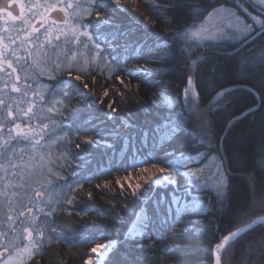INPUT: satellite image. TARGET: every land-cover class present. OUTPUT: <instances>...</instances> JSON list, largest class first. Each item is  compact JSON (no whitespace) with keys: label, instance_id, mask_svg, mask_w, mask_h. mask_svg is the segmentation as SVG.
I'll return each mask as SVG.
<instances>
[{"label":"trees","instance_id":"trees-1","mask_svg":"<svg viewBox=\"0 0 264 264\" xmlns=\"http://www.w3.org/2000/svg\"><path fill=\"white\" fill-rule=\"evenodd\" d=\"M140 1L144 12L139 19L111 0H97L96 7L105 13L103 18L95 20L93 13L86 19L91 21L96 42L103 49L111 46L107 51L116 65L110 61L109 74L90 68L72 71L71 76L64 71L56 77L72 89L71 100L64 98L62 111L54 117L55 122L68 125L64 129L65 155L56 164L52 183L60 202L51 218L50 243H44L29 264H81L93 244L104 241L116 243L103 264H213L212 249L222 236L264 215V207L258 203L264 199V163L256 154L264 143V67L239 70L240 52L246 53L254 44L264 45V33L252 35L246 43L239 42L242 37L208 40L192 33L211 9L200 15L195 9L191 11L188 0ZM201 6L202 10L208 8L210 0H201ZM117 31L126 32L136 47H117L123 42L113 40ZM157 45L165 46L162 54ZM203 51L210 54L199 63L195 58ZM193 59L198 64L191 72ZM121 66L128 68L120 72ZM137 66L152 73L135 72L130 79L127 73ZM189 74H193L200 93L194 102H185L182 91ZM76 75L82 79L75 80ZM232 83L249 85L259 93L261 102L226 130L232 118L256 104L253 92L239 88L229 93L231 98L223 107L215 104L209 112L207 104L213 94ZM110 103L117 113H109ZM164 117L177 125L170 138L160 143L142 138L156 122H165ZM123 120L135 127H125ZM198 126L203 128L201 136L196 132ZM90 139L95 142L88 143ZM181 153L196 157L190 167L200 177L197 181L190 172L185 175L186 169L179 166L176 189L184 197L181 206L191 209L203 205L215 211H181L177 221H172L167 201L174 187H153L149 182L131 196L121 178L152 163L168 166V161ZM218 166L228 184V204L221 211V198L212 188L219 179ZM117 179L123 184V195ZM185 188L186 192L180 191ZM88 193H92L91 199ZM141 212L147 217L143 238L127 232ZM254 231L248 229L224 248L221 263L262 264L264 256L254 255L250 249L264 233V225Z\"/></svg>","mask_w":264,"mask_h":264},{"label":"snow or ice","instance_id":"snow-or-ice-1","mask_svg":"<svg viewBox=\"0 0 264 264\" xmlns=\"http://www.w3.org/2000/svg\"><path fill=\"white\" fill-rule=\"evenodd\" d=\"M111 2L118 6L125 5L123 0H111ZM82 3H86L87 7H82ZM189 5L191 6V11L195 9L200 15H203L204 12L208 11L209 17L217 16L221 17V25L217 26V32L219 35L215 33H211L210 29H198L197 32L192 33L195 36H203L208 40H216V39H234L233 35L229 36L226 34L225 26L223 24V20L227 19L228 23L226 25L227 31H232L235 29L236 33H239L242 39L239 41L241 43H246V41L252 35H259L260 33H264V0H210V6L204 10H202L201 0H188ZM9 4L15 6L16 4L19 5V15H14L13 11L7 10ZM97 0H55V2H50V0H36L35 3L31 5H27L22 3L21 0H0V18H6L7 21H22L25 25L30 24V21L25 19L26 16H31L33 18L39 17V21L37 24L32 25L30 28H23L19 31H23L25 33L24 37L21 38L19 35V31L17 32L16 37L8 38L5 37L3 34H0V73H7L9 80L5 81L4 86L0 91H10L12 93H21L25 97L28 94V91L31 90V85L24 84L23 87L17 86L21 77L18 72H25L27 73V69H25V63H27L28 57H22L17 55V43L19 44L20 48H23L25 42L29 43V56L31 55L30 49L32 48H47L48 46L56 47L59 45L61 39L63 38L65 45H75L77 47L84 46L88 48L91 52L92 49H95L96 56H99L101 59L110 60L112 64H115L111 58V55L107 51L108 48H101V44L99 42L92 43L94 40L93 33L91 31V21L85 22L84 16L82 13L91 16L93 13L95 14V20H100L105 16V13L100 11L97 7ZM219 5V7H213V5ZM226 4L232 5V7H225ZM43 8L44 12H41L40 9ZM56 14H62L56 15ZM55 26V27H53ZM13 28L6 29L5 31H13ZM44 32V39L40 41L39 44L32 43V41L36 40L39 41L40 33ZM184 37H187L189 33L185 32ZM9 39V43L5 44L4 41ZM122 40L123 42L118 44L117 47L123 46L125 49H130L132 47H136L135 42L132 41L126 32H113V40ZM160 54L163 53L165 46L157 45L155 47ZM247 48V47H245ZM68 52L71 53L69 57L68 54H65V61L68 63V67L66 69L62 68L59 63H53L52 68L50 71L53 75L49 76L50 80L56 81V83L60 84L62 81L56 79V73H60L62 71H67L69 76L72 75V64L79 62V57L77 56V52L73 51L71 47L68 48ZM105 52H107V56H105ZM159 54V55H160ZM205 53L201 54V58L199 59V63L203 60ZM47 57V53H41ZM157 55H154V57ZM12 57V59H10ZM50 59V58H48ZM128 60H125V62ZM91 63V60L89 61ZM194 65H197V61H193ZM116 65V64H115ZM264 67V45L261 44H254L252 47L245 53L243 51L240 52V60H239V70L244 71L249 67ZM121 68H128L121 66ZM132 69L131 72H128V76L130 79H133L132 76L135 72H145L148 74L152 73L147 67L137 66ZM115 70V69H114ZM216 67L211 70V73L215 72ZM44 72L41 71V75ZM15 76V81L11 80V77ZM25 79H27V75H25ZM82 77L80 75L75 76V80L80 81ZM115 79L121 80L120 76H116ZM212 77L210 74L209 80L211 81ZM194 76L189 74L187 77V86L182 90L183 95L185 97V102L188 100H192L193 102L196 98L200 95L198 87L196 85L195 80V88H194ZM11 83V89L8 88V84ZM38 87L42 88L43 90L52 91L48 85H38ZM88 85L84 84V88H87ZM249 91H253V93L257 96V99H260L259 93H256L253 88H248ZM56 91L60 92L66 99L71 100V86L69 83H63V87L57 89ZM235 91V89L225 88L222 92H217L216 97L213 99L216 101L217 108L223 107L228 100L231 98L229 93ZM107 95V93H105ZM123 95V94H122ZM37 96L41 101L44 100V96L40 93H37ZM225 97L224 103H220V98ZM158 98V97H157ZM35 99V97H34ZM62 103V102H61ZM169 103L174 104L175 101H169ZM5 104L3 99H0V107H3ZM109 113H117L118 109L112 107L111 103L109 104ZM198 107V105H196ZM74 108V107H73ZM208 111H212V105L209 104L207 106ZM49 112L52 109H48ZM249 111H253L249 109ZM24 116L28 119L32 118L33 107L30 106L27 111H25ZM7 116L9 121L15 119L14 112L9 109L7 112ZM122 123L125 127H135L134 124H130L127 120H123ZM4 125L0 123V131L3 130ZM176 122L168 120L165 122H156L154 126L142 133V138L146 137L150 141H155L156 143L163 142L170 138L176 131ZM13 130H9V143H12L11 132ZM15 134L17 137L23 136L25 139H28V134L31 131L30 129L27 131L21 130L20 125H15L14 128ZM94 140H88V143H94ZM201 144L204 143L203 140L200 141ZM77 148L80 147L79 144L76 145ZM257 156L259 157L260 162L264 163V143H261L256 152ZM0 155H3V152H0ZM196 157L192 156L191 154H179L173 157L168 161V166H163L158 163H152L150 167L141 168L140 171L142 173H147V175H143L138 179L141 182H137L135 184L129 183L128 187L131 190L130 195L136 196L140 189L144 187V185L148 184L149 182H153L156 185H176V179L178 173H181L180 165H183L186 171L184 172L187 175L189 172L192 176L196 177L197 181L200 177L197 175V171L190 166L192 165L193 161ZM72 175H76V172L73 171ZM218 175L219 179L216 180L212 188L217 193V196L221 198L220 202V211L227 206V179L223 175L222 172L219 171L218 166ZM131 174L124 177L125 180H130ZM250 182L254 180L253 177L249 178ZM117 185L121 188V195H123V184L121 183L120 179L116 181ZM189 183H194V181L189 180ZM79 186V185H78ZM197 187H204L207 188L209 185L198 184ZM180 191L186 192L187 189H180ZM41 194L39 192L36 193V196L39 197ZM88 197L92 198V193L87 194ZM176 188H173L171 198L167 201V207L169 211L172 213L171 220L177 221L179 213L181 211H189L191 210L194 213H199L203 210L205 213H209L211 211H215L214 208H207L203 205H193L191 209L188 208L187 205L181 206L180 201L183 199ZM71 203V201H69ZM259 205L264 207V199L260 200ZM126 206V205H125ZM175 206V207H173ZM31 212V209H29ZM23 213H20V216L23 217ZM118 216V213L115 214ZM147 217L145 216L144 212H141L137 216L136 223L133 224L130 234L134 235L137 234V228L142 225ZM9 221H12L13 218L11 216L8 217ZM175 224V223H172ZM264 225V215H260L253 219L250 224L246 225L245 227L250 231H254L256 226ZM12 231L15 232L16 229L12 228ZM245 232V228H238L235 231H231L228 234L224 235L222 240L219 243L214 245V249H221L224 248L225 244L229 241L234 240L241 233ZM36 235H42L39 233L36 228H23V234L19 237L20 244L23 247L15 243H11L7 241V236L4 233H0V248L3 249L4 253L8 254V259L0 261V264H29V261L33 257V255L39 253V249L41 243L35 239ZM254 246L250 251L252 254H258L260 256H264V233L259 234L258 240L253 241ZM103 247H111V245H98L92 249L93 252H96L99 248ZM215 264H221L220 258L217 257ZM264 264V262H262Z\"/></svg>","mask_w":264,"mask_h":264},{"label":"rangeland","instance_id":"rangeland-1","mask_svg":"<svg viewBox=\"0 0 264 264\" xmlns=\"http://www.w3.org/2000/svg\"><path fill=\"white\" fill-rule=\"evenodd\" d=\"M21 2L31 5L36 0H21ZM50 2H55V0H50ZM123 3L125 5L119 7L126 10L135 19L141 18L144 7L140 0H123ZM82 7H87L86 3H82ZM225 7H232V5L228 4ZM40 11L44 12V9L41 8ZM82 15L85 22H87L86 19L89 16L84 13ZM222 16L223 14L221 17H209V15H206L199 23V26L196 27L194 33L203 27L204 29H210L211 33L219 35L217 26L221 25ZM25 19L29 20L30 24L25 25L22 21H7L6 18H0V34L8 38H14L20 29L30 28L36 24L39 17L26 16ZM227 23V19H224L223 24L226 34L231 36L234 33V38L241 37L239 33L235 32V29L227 31ZM9 28H13L14 30L11 32L5 31ZM19 35L23 38L25 33L19 31ZM44 35L45 33L42 31L39 41L34 40L32 43L39 44L40 41H43ZM199 37L204 38L203 36ZM9 42V39L4 41L5 44ZM95 42L96 40L94 39L92 43ZM69 47L73 51H76L79 57V62L72 64L73 71L82 72L95 68L99 72L110 73V60L101 59L99 56H96L95 49H92L90 52L88 48L82 45L79 47L65 45L62 38L56 47L48 46L47 48L37 47L30 49L31 55L29 56V43L26 41L23 48H20L17 43V55L28 57L27 63H25L27 73L23 71L18 72L21 79L17 86L22 88L24 84H28L31 85V90L28 91L26 97L21 93L0 91V99H3L5 102L4 106L0 107V123L4 125L3 130L0 131V152H3V155H0V233L6 234L8 242L15 243L20 247H23L20 244L19 237L23 234L24 227L30 229L34 227L39 233H42V235H36L35 237L41 243L40 249L44 243L49 242L48 236L51 228V218L60 202L58 189L52 183L54 180L53 176L57 174L55 170L56 164L65 155V151L62 149L66 144V130L64 129L68 125L55 122L54 120V117L62 111L65 98L56 90L62 88L64 82L53 85L49 76L53 75L50 71L53 63H59L64 69L69 66L64 58L66 53L69 57L71 56V53L68 52ZM101 48L103 49L102 46ZM203 52L206 53L207 57L210 54L209 51ZM41 53H47V57L41 55ZM104 55L107 56L106 54ZM90 60L91 63H89ZM192 65L191 72H193L194 68L193 63ZM41 71L44 72L43 75H41ZM60 73H56V77ZM25 75H27V79H25ZM7 80H9L7 73H0V89L3 88ZM11 80L14 82L15 76L11 77ZM45 84L52 91L43 90L38 87V85ZM11 86V83H9L8 88L11 89ZM37 93L44 96L43 101L39 99ZM30 106L33 107L34 114H32L31 119H28L23 113ZM10 108L15 116V119L11 121H9L7 116ZM48 109H52V111L49 112ZM17 124L20 125L21 130H31L28 134V139H25L23 136H16L14 128ZM9 130H13L11 138L14 142L12 143H9ZM127 175H124L121 180L124 184L129 185V183L143 182L138 178L147 175V173L139 172L134 175L131 174L130 180H125L124 177ZM150 183L154 184L153 182ZM37 192L41 194L39 197L36 196ZM29 209H31V212H29ZM27 211L28 213L24 214ZM20 213L24 214L23 217L20 216ZM9 216L13 218L12 221L8 220ZM12 228H15L16 231L13 232ZM139 232H141L140 227L137 228V233ZM89 257L87 261L91 263L98 260L97 252L92 251ZM7 259L8 254L4 253L3 249L0 248V261Z\"/></svg>","mask_w":264,"mask_h":264},{"label":"bare ground","instance_id":"bare-ground-1","mask_svg":"<svg viewBox=\"0 0 264 264\" xmlns=\"http://www.w3.org/2000/svg\"><path fill=\"white\" fill-rule=\"evenodd\" d=\"M202 53H204V52H200V53H198L197 54V56H196V58L195 59H198V61H199V59L201 58V54ZM209 57V56H208ZM208 57H207V55H206V53L204 54V57H203V60H202V62H204L205 60H207L208 59ZM194 60V59H193ZM193 60H192V63H193ZM225 88H231V89H235V90H237V89H239V88H244V89H247L248 90V88H252V87H250L249 85H246V84H239V83H232V84H227V85H225V86H223V87H221L219 90H217L214 94H213V96H212V98L209 100V102H208V104H207V106L209 105V104H211L212 105V107L216 104V101L213 99L214 97H216V93L217 92H219V91H221L222 89H225ZM255 90V89H254ZM251 92H253V91H251ZM255 92L256 93H258L256 90H255ZM254 94V93H253ZM255 95V94H254ZM260 96V95H259ZM223 97H221L220 98V100L222 99ZM255 99H256V104L254 105V106H252V107H250L249 109H255L257 106H258V104L261 102V97H260V99L258 100L257 99V96L255 95ZM249 109H246L245 111L247 112V111H249ZM199 116H200V114H199ZM202 117H203V114H202ZM236 117V116H235ZM157 119V117L156 118H154L153 120H156ZM165 121L166 120H168V118L167 117H164L163 118ZM194 120H198L197 118H194ZM232 120V119H231ZM231 120H230V122L227 124V127H226V130L229 128V126H230V124L233 122H231ZM236 120V119H235ZM203 122V121H202ZM199 125V124H198ZM197 128H199V126L197 127ZM202 130H203V128L200 126V128L199 129H196V132H197V134H199L200 136L202 135ZM208 135H209V131H208ZM197 137V136H196ZM199 137V136H198ZM197 137V138H198ZM208 140H209V144H212V140L211 139H209V136H208ZM154 186L153 187H158V186H160V187H166V186H168V185H155V184H153ZM172 187H174V188H176V185H172ZM139 215V213H137L136 214V220H137V216ZM253 220V219H252ZM252 220H250L249 222H246V223H244V224H241V225H238L237 227H235L234 229H232L231 231H235L236 229H238V228H245V231H247L248 229L245 227L246 225H248V224H250L251 223V221ZM134 223H136V221L134 222ZM133 223V224H134ZM133 224H131L130 225V227L128 228V234L129 235H131L130 234V230H131V228H132V226H133ZM143 225V224H142ZM142 225H140L139 227H140V229H141V232H139V233H137V234H134V235H132V236H138L139 238H143L144 237V231H143V226ZM230 231V232H231ZM228 234V233H227ZM242 234V233H241ZM50 236H51V234H49V241H50ZM222 238H223V236L220 238V240L218 241V242H216V243H219L221 240H222ZM236 239V238H235ZM234 239V240H235ZM234 240H232V241H234ZM232 241H229V242H227L226 244H225V246H224V248H226ZM50 243V242H49ZM115 241H104V242H99V243H95V244H93V246H92V249L94 248V247H96L97 245H100V244H104V245H111V247H103V248H99L96 252H97V255H98V260L97 261H94V262H90V261H87V259H89L90 257H88V258H85V259H83L82 260V262H81V264H103V262H104V260L106 259V257L108 256V254H109V252H111L110 250L112 249V247L115 245ZM215 243V244H216ZM214 244V245H215ZM224 248H221V249H214V246H213V249H212V254H213V264H215V261H216V258L217 257H219L220 258V261H221V251L224 249ZM91 249V250H92ZM91 253H92V251H91ZM90 253V254H91ZM90 256V255H89ZM87 261V262H86ZM74 263V262H73ZM222 264V263H221Z\"/></svg>","mask_w":264,"mask_h":264},{"label":"flooded vegetation","instance_id":"flooded-vegetation-1","mask_svg":"<svg viewBox=\"0 0 264 264\" xmlns=\"http://www.w3.org/2000/svg\"><path fill=\"white\" fill-rule=\"evenodd\" d=\"M7 10H10V11H13V14L14 15H19V5L18 4H16L15 6H12L11 4H9V6H8V9ZM37 21H39V20H37ZM38 23V22H37ZM36 23V24H37Z\"/></svg>","mask_w":264,"mask_h":264},{"label":"water","instance_id":"water-1","mask_svg":"<svg viewBox=\"0 0 264 264\" xmlns=\"http://www.w3.org/2000/svg\"><path fill=\"white\" fill-rule=\"evenodd\" d=\"M56 15H60V14H56ZM61 16V15H60ZM224 89H222L221 91H219V92H222ZM246 111H244V112H242L241 114H239V115H237L236 117H234V118H232V120H231V122L232 121H234L235 119H237L238 117H240L242 114H244ZM26 213H28V211L27 212H25L24 214H26Z\"/></svg>","mask_w":264,"mask_h":264}]
</instances>
